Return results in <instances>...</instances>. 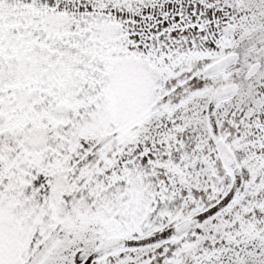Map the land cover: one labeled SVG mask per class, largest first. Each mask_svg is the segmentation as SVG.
<instances>
[{
	"label": "snow or ice",
	"instance_id": "1",
	"mask_svg": "<svg viewBox=\"0 0 264 264\" xmlns=\"http://www.w3.org/2000/svg\"><path fill=\"white\" fill-rule=\"evenodd\" d=\"M0 264H264V0H0Z\"/></svg>",
	"mask_w": 264,
	"mask_h": 264
}]
</instances>
